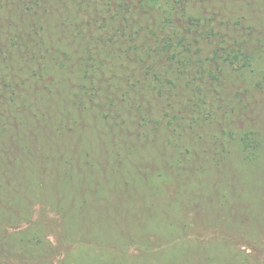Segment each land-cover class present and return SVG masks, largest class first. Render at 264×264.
Instances as JSON below:
<instances>
[{"label":"trees","instance_id":"trees-1","mask_svg":"<svg viewBox=\"0 0 264 264\" xmlns=\"http://www.w3.org/2000/svg\"><path fill=\"white\" fill-rule=\"evenodd\" d=\"M258 191L264 0H0V264H264Z\"/></svg>","mask_w":264,"mask_h":264},{"label":"rangeland","instance_id":"rangeland-1","mask_svg":"<svg viewBox=\"0 0 264 264\" xmlns=\"http://www.w3.org/2000/svg\"><path fill=\"white\" fill-rule=\"evenodd\" d=\"M264 197L262 196L261 192L258 191L256 199L259 202V207L262 210V212H264ZM261 201L263 203H261ZM210 199L207 198H202L201 200H199V205H200V219L199 220H241L244 212L243 209L239 208V210H237V212H232V215H226L223 211L222 215L220 213V211L218 209H216L214 206V203L211 204L210 203ZM256 213H257V208H256ZM39 211L36 213V217L38 216ZM141 215H145L146 216V207L144 206L142 208V213L140 215H138V213L134 214V213H130V218L129 220H140L138 219ZM228 216H232L229 219H226ZM242 248H246L248 249V246H246L245 244L241 245ZM249 250V249H248ZM261 254L259 255L261 257V260L264 262V250L260 252Z\"/></svg>","mask_w":264,"mask_h":264}]
</instances>
